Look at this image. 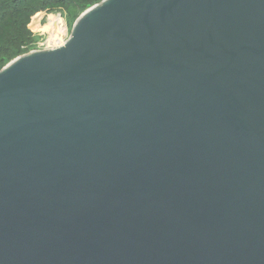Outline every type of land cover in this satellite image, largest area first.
Segmentation results:
<instances>
[{
    "label": "water",
    "instance_id": "water-1",
    "mask_svg": "<svg viewBox=\"0 0 264 264\" xmlns=\"http://www.w3.org/2000/svg\"><path fill=\"white\" fill-rule=\"evenodd\" d=\"M0 264H264V0H102L0 69Z\"/></svg>",
    "mask_w": 264,
    "mask_h": 264
},
{
    "label": "trees",
    "instance_id": "trees-1",
    "mask_svg": "<svg viewBox=\"0 0 264 264\" xmlns=\"http://www.w3.org/2000/svg\"><path fill=\"white\" fill-rule=\"evenodd\" d=\"M101 1L0 0V69L33 50L36 39L31 28L44 13L60 12L74 23L85 10Z\"/></svg>",
    "mask_w": 264,
    "mask_h": 264
},
{
    "label": "rangeland",
    "instance_id": "rangeland-1",
    "mask_svg": "<svg viewBox=\"0 0 264 264\" xmlns=\"http://www.w3.org/2000/svg\"><path fill=\"white\" fill-rule=\"evenodd\" d=\"M73 22L65 14L60 12L44 13L39 23L36 26H32V32L36 41L33 44V50H43L47 46L59 44V40L68 39ZM55 26L54 35L55 39L52 41L49 39L51 29ZM45 29V31H44Z\"/></svg>",
    "mask_w": 264,
    "mask_h": 264
},
{
    "label": "bare ground",
    "instance_id": "bare-ground-1",
    "mask_svg": "<svg viewBox=\"0 0 264 264\" xmlns=\"http://www.w3.org/2000/svg\"><path fill=\"white\" fill-rule=\"evenodd\" d=\"M54 29H55V26H53L52 29H51V33H50V37H49V39H50L51 41H52L53 39L56 38L55 35H54ZM63 44H64L63 39H62V40L60 39V40H59V44L51 45V46L57 48V47L62 46Z\"/></svg>",
    "mask_w": 264,
    "mask_h": 264
},
{
    "label": "built area",
    "instance_id": "built-area-1",
    "mask_svg": "<svg viewBox=\"0 0 264 264\" xmlns=\"http://www.w3.org/2000/svg\"><path fill=\"white\" fill-rule=\"evenodd\" d=\"M66 40H64V43H65ZM52 48H55V47H53V46L52 47L47 46L45 49H52Z\"/></svg>",
    "mask_w": 264,
    "mask_h": 264
}]
</instances>
